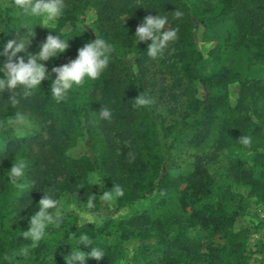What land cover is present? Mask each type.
<instances>
[{
	"label": "trees",
	"instance_id": "trees-1",
	"mask_svg": "<svg viewBox=\"0 0 264 264\" xmlns=\"http://www.w3.org/2000/svg\"><path fill=\"white\" fill-rule=\"evenodd\" d=\"M159 13L169 18L163 30L175 29L177 38L152 58L150 41L136 45L133 35L145 16ZM32 29V53L50 31L69 39L64 53L45 62L49 72L96 36L111 45V57L98 79L60 102L49 92L54 73L30 94L17 89L14 107L11 93L0 91V264H67L77 243L70 233L87 234L105 252L73 264H251L250 227L238 220L252 203L264 209V81L255 77L264 73V0H66L52 26L19 15L15 0H0V47ZM211 41L217 44L208 56L217 64L205 73L200 44ZM232 50L243 56L244 68L224 63ZM233 83L239 91L231 104ZM139 93L153 103L137 107ZM103 108L110 119L99 115ZM17 112L39 131L18 136ZM245 136L249 145L241 143ZM79 144L84 151L74 155ZM187 149L194 151L190 164L179 169L175 155ZM210 149L227 156L220 175L210 170ZM20 159L27 164L25 193L7 174ZM44 192L60 206L69 195L82 205L94 199L89 210L101 219L81 223L77 212H65L36 245L23 232ZM103 192L114 196L117 210L149 196L154 201L115 219L101 213L110 211ZM76 247L87 253L92 246Z\"/></svg>",
	"mask_w": 264,
	"mask_h": 264
},
{
	"label": "clouds",
	"instance_id": "clouds-1",
	"mask_svg": "<svg viewBox=\"0 0 264 264\" xmlns=\"http://www.w3.org/2000/svg\"><path fill=\"white\" fill-rule=\"evenodd\" d=\"M15 7L18 9V14L24 18H40L51 24L63 16L66 0H15ZM175 15L181 17L183 12L176 10ZM166 24H169L168 16L159 13L155 16H145L137 25L133 35L136 37V45L139 42L150 41L146 48L149 57L156 58L169 42L177 38L175 29L168 27L167 30H163ZM33 35L32 29L26 39L17 35L0 47V57L6 58L0 64V73H2L0 75V91L6 90L11 93L8 100L11 101L10 104L13 107L20 103L19 99L14 96L17 89H23L25 94H30L31 91L40 87L43 80L50 78L52 73L55 76L51 80L49 92L57 102H60L74 87L98 79L109 65L111 45L105 39L96 36L95 39L89 40L77 49L78 54L74 59L53 67L49 72L45 62L64 53L69 47V39L50 31L46 39L40 43L38 51L32 53L28 51V46L30 37ZM19 53H24V55H18ZM131 58L129 57V59ZM133 100L137 107H144L153 103L149 96L140 93ZM99 115L103 119H110L112 114L109 109L103 108ZM15 121L20 125L16 129L17 135L23 137L30 127L26 117L22 112H17ZM240 140L244 145L251 143V138L247 136L241 137ZM26 168V162L20 159L12 162L10 169L7 170L9 182L22 193H25V189L28 187L22 182L26 175ZM117 195L122 196L123 191L118 190ZM101 196L105 199L111 198L110 194L105 192ZM37 207L38 211L30 217L28 229L23 232L24 237L36 245L45 239L50 227H59L62 224L65 215V210L61 208L59 201L50 192L48 194L44 192ZM85 207L86 209L93 208L94 199L87 200ZM85 219L91 220V217L86 216ZM70 235L72 239L77 241L76 245L83 242L92 247L89 252L85 253L75 245L76 250H72L71 255H68L67 264H73L74 261L83 262L86 256L96 260L105 256L104 249L94 246L87 234L79 233L77 236L75 233H70Z\"/></svg>",
	"mask_w": 264,
	"mask_h": 264
},
{
	"label": "rangeland",
	"instance_id": "rangeland-1",
	"mask_svg": "<svg viewBox=\"0 0 264 264\" xmlns=\"http://www.w3.org/2000/svg\"><path fill=\"white\" fill-rule=\"evenodd\" d=\"M5 1H11V0H5ZM94 14L90 13L88 15L89 21H92L94 19ZM43 20V19H42ZM43 23L47 26H52L56 23V21H53L51 24L46 23L43 20ZM217 44V41H211V42H201L200 47L203 53L206 56V61L204 63L203 71L205 73L211 71V69L214 67V65L217 64L214 59H211V57L208 56V53L211 49L215 47ZM224 63L226 65L231 67H239L244 68V61L243 56L236 52L235 50H232L229 52V54L222 58ZM260 73V72H259ZM257 74L255 77H259L264 81V73L262 75ZM2 75V73H0ZM239 91V84L233 83L230 85V102L231 104H234L237 98V94ZM169 103V102H168ZM172 102H170L171 104ZM174 103V102H173ZM172 103V104H173ZM168 105L165 103L164 108L166 109ZM30 127L26 130V134L35 133L39 131V128L34 126L31 123H28ZM13 127L15 128V131L20 125L16 122L12 123ZM25 134V135H26ZM213 149H210V160H208V164L210 165V170L214 175H220L225 171V162L227 159V156L225 153H217L212 154ZM84 151V147L82 144L77 145V147L74 148L73 154H79ZM194 151L191 149H187L181 152H178L175 155L176 159V165L179 167V169H183L185 167H188L191 161V153ZM236 189L239 190L242 193L247 194V190L244 188H241L237 185H235ZM109 194V193H108ZM111 198L106 199V203L109 206L110 211L103 208L101 213L104 217L106 216H112L115 219L118 218H128L132 214L139 212L141 210L147 209L153 205V197L149 196L148 198H145L138 203L134 204L133 206L129 208H125L122 210H117L116 200L112 194H110ZM75 206V207H73ZM61 208L65 210V212L69 211H75L78 213L79 221L81 223L87 222V221H100V217L92 213L89 209H86L85 205H82L79 202L77 195H69L64 198L62 201ZM91 217V220L85 219V217ZM264 222V209L262 206L258 204H251L249 212L244 217L239 218L238 225L239 226H247L250 227V237H249V254L251 256L250 263L251 264H264V252L261 250V243H264V228L260 226V222Z\"/></svg>",
	"mask_w": 264,
	"mask_h": 264
}]
</instances>
